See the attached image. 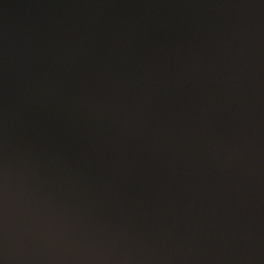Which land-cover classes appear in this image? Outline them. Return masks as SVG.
<instances>
[{"label":"water","instance_id":"water-1","mask_svg":"<svg viewBox=\"0 0 264 264\" xmlns=\"http://www.w3.org/2000/svg\"><path fill=\"white\" fill-rule=\"evenodd\" d=\"M0 264H264V0H0Z\"/></svg>","mask_w":264,"mask_h":264}]
</instances>
